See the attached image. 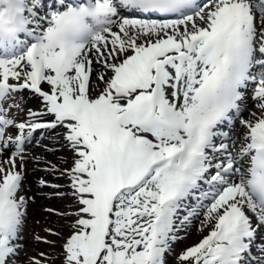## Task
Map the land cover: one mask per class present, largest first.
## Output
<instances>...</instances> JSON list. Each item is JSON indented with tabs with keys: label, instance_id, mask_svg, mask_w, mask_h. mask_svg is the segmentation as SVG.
Masks as SVG:
<instances>
[{
	"label": "rangeland",
	"instance_id": "rangeland-1",
	"mask_svg": "<svg viewBox=\"0 0 264 264\" xmlns=\"http://www.w3.org/2000/svg\"><path fill=\"white\" fill-rule=\"evenodd\" d=\"M198 12L202 14L203 8ZM196 15V13L193 14L192 18H198ZM257 20L263 21L264 16H259ZM187 21L188 18L181 19L178 22V28L182 30ZM100 34L106 35L103 31L102 33L95 34V36ZM89 49H91L92 53L96 56L99 53V49H93L91 46L85 47L84 52L88 56H90ZM29 68L30 66L26 56L21 53L12 59L0 60V79L6 78L9 83L31 82V78L27 75L28 70H30ZM70 72L71 73L66 76L55 78L54 81L58 80L61 83L62 90L60 95L67 96L66 90L71 87L72 92L77 98L79 93L78 84L72 82L70 77L75 76L77 79L78 77L73 73L72 67ZM54 77L55 76L49 72L46 79L52 82ZM260 80L261 78L256 76V81L249 84L246 90L248 93L247 98H252L253 96L256 98L250 99L247 102V108L251 109L250 112L246 109L239 113L238 116H240L241 120L244 122L247 121L248 115H253V108H256L257 111H259L258 107L260 111L264 110V82ZM105 81L106 84H108V76H106ZM42 85L45 86L44 83ZM103 85L105 84H102L99 88L96 85L89 86L87 91L88 96H101L104 92ZM51 87L53 88V86H48L47 89ZM94 87H96L95 90H93ZM28 97L30 96H28L25 89H8L5 95L0 99V126L3 129L0 135V180H2L4 176L11 174V172H18L21 174L25 171H29L31 159H29L28 155L31 151V144L29 143L28 145L24 143L23 145L25 148L21 153L15 150V141L19 137L22 138L25 134L20 132L21 128L28 123V115L35 112V107L29 106ZM179 98L181 97L178 96L175 100L173 98V101L177 102ZM135 104L137 105V103ZM257 111L255 119H257V116H261L260 112ZM244 113L247 115L243 118ZM262 117H264V114ZM131 123L137 135L141 138L142 143L148 144L150 141L157 140L161 145L162 143L168 142L160 138L162 132L158 130L156 125H154L153 129L150 131L142 130L138 117H136L135 114L133 115ZM246 130L247 127L245 124L238 123L234 131L237 132L239 136H235L232 139L231 136L226 138L222 142L223 145L228 146L231 140L235 143L244 140L245 137H243V134ZM7 144H9V147ZM57 147H59V145H57ZM7 148L9 149L7 150ZM110 152L113 151H108L105 148H97L96 153H94L97 155L92 158L91 162L84 163L81 168V176L83 178L80 180L79 178H75L74 174H71V168L78 161L79 163L82 162L80 161L81 157H78L70 147L68 149L66 146L62 147L59 149L56 161L43 163L42 167L45 168V171H49L50 173L48 174L45 172L47 174L43 177V180L36 177L33 179L28 178L20 182L21 187L19 188V192L21 194L19 195L26 197L27 202L21 201L19 203L25 206L24 213L17 212V214H21L23 220H21V218H16V221L21 222L11 227V244L14 246L13 252L17 254L15 257L11 258L13 263L9 260L8 264H82L90 258L93 252L92 246H98L96 243L99 235L91 231V225L94 223L93 219L96 217L95 214L85 215L83 210L86 204L94 200L96 194L94 188L98 184L96 180L100 176L104 178V169H115V167L110 165L109 158L110 156H116V154ZM234 159H237V156H235ZM234 159L230 157L227 161L230 162V160L232 161ZM126 160H128L127 156L125 157V161ZM219 163H222V161H219ZM140 166H142V164ZM13 168L14 171H12ZM235 168H238L239 171L241 170V166L238 164L235 165ZM230 175L231 174H229L228 177ZM243 176H245L244 173H242V177ZM247 197L248 196H245V200H247ZM234 198L235 197L232 199ZM213 201L214 200H212L210 205H202V211L198 215L191 217L188 224L178 226L177 229L180 230L179 235L182 239L178 237V235H175L171 237V240L165 242L167 251L162 257L164 264H186L193 261L191 249L194 248L195 244L200 240L201 234H203V236L207 235L214 227V223L220 211V204L219 206L215 205V211L212 210ZM247 203L251 206L257 205L254 199H250ZM195 210L200 211L198 208H195ZM80 216H86V224L79 223ZM207 217L208 219H206ZM129 218L130 217L127 216L125 220ZM192 219H196V222ZM201 222H203V224H201ZM262 222H264V217L262 218ZM87 237L90 239L88 243L85 241ZM258 244H261V242H258ZM102 252L107 253L106 247L103 248ZM258 257L259 260L257 263L264 264V252H260ZM95 263L99 264L97 261ZM102 264H104V262Z\"/></svg>",
	"mask_w": 264,
	"mask_h": 264
},
{
	"label": "bare ground",
	"instance_id": "bare-ground-1",
	"mask_svg": "<svg viewBox=\"0 0 264 264\" xmlns=\"http://www.w3.org/2000/svg\"><path fill=\"white\" fill-rule=\"evenodd\" d=\"M212 5V4H211ZM209 5L205 6L204 8H206L204 10V13L201 15V17L195 19L193 18L192 21L193 23L190 25H187L185 28V32L186 34L189 33V31H192L194 28L197 30H213L217 24L219 23V21L224 17L225 13L229 10L230 6H231V1L230 0H219L217 2H214L213 5L209 8ZM208 8V9H207ZM116 24L122 26L123 28L125 27V33H121L119 34L120 37L119 39H122L129 34L132 36H136V37H140L143 36L141 33V29L144 28V30L147 33H152L153 31H157L160 28H158L156 25H145V24H140L135 22V20H130V19H126L123 17H117L115 20H105L103 22L102 27H106L108 29H110L111 27L115 26ZM143 26V28L141 27ZM167 29L173 30L170 27H167ZM162 30V29H160ZM159 32V31H158ZM184 32V33H185ZM177 37L182 36V34L176 33ZM170 36H174V34L170 35ZM249 37H251V40L254 41H258L262 40L264 41V25L262 26H254L253 27V31L251 33H249ZM100 43V46L103 47L104 43L107 42V46L110 47V43L108 41L107 38H102L98 41ZM114 47V44H113ZM256 48V47H255ZM39 49V48H38ZM37 49V51H38ZM105 51V50H104ZM72 58L75 59H80L81 62L83 63V65L85 66V70L86 71H90L89 75H88V82H90V84H96L99 85L102 81L99 78V73L103 74L106 70L105 65L101 64L99 65V62L104 58L109 59L110 57L105 54L104 52L99 53L98 56V65L97 67H94L92 65V63H94V59L92 61V59L89 56L84 55V53H82V51L80 52L79 50H77L75 53H71L70 54ZM197 55H195L196 57ZM199 62V60L197 59H193V70H194V74L190 75L189 77H187L186 75H184V80H183V87L186 88V90L190 91V96L189 98H187L186 100H180L178 102V106H177V113L181 114V113H188L190 111H196L199 112L201 106L198 103V100L195 97V93L197 91L196 86L198 84V80H200V78L204 75V73L206 72L207 66H208V60L207 58L200 61L199 65L197 67H194V65ZM66 66H60L59 67V72L62 71V69H64ZM257 72L260 71L259 68L256 69ZM35 77L37 78L36 74ZM28 103L29 106L31 107H38V110L36 112H33L32 114L28 115V123L25 124V126H23L21 128V132H25V136L23 139V142L25 144L29 143L31 144V151L29 152V159L30 160V165H29V171L28 172H24V179H33V178H40V179H44L43 177L48 173L49 171H45V168L42 167L43 163L45 162H54L57 160V154L59 152V149H61L62 147H65L66 145H68L70 142L69 140H72V136L69 135V137H66L64 135V132L62 131L63 129H67L69 126H72L74 123L73 121H60L57 123V125H49V126H45V125H40V123H42L43 121H41L43 118H46L48 114H50L52 112V110H49L51 107L49 106V102H47V100H45L43 97L35 94L32 91H28ZM247 94H242V99L241 101L242 104L240 106V109H244L245 108V104L247 102ZM137 98V97H134ZM133 98H130L129 95H126L124 97H121L120 102L117 103L118 105H123V106H127ZM240 105V104H239ZM239 107V106H238ZM46 109V110H44ZM254 112L256 110V108H253ZM258 109H260L258 107ZM251 111V109L249 110ZM257 111V110H256ZM251 119V116H250ZM48 121V120H47ZM57 145H59V147H57ZM7 146L9 147V144H7ZM9 148H7L8 150ZM221 156H225L227 158L226 155H221ZM244 157V156H243ZM219 158V157H218ZM34 161H33V160ZM243 162L242 159H240L239 161ZM47 172V173H45ZM160 174H164L165 175V180L167 183L171 182V178L169 177V174L167 172H165V169L160 168ZM233 174H235V176L232 177V181L228 183V186L222 188V193H227L231 190H233L234 185H237L239 183V180L241 182L242 185H244V189H247V185H246V181L245 179H242L240 177V175H238V170H235L233 172ZM148 182L153 183V184H157L159 185L156 180H148ZM242 187V186H239ZM131 193V192H130ZM141 193L144 194V191L141 190ZM132 194V193H131ZM220 197V196H219ZM218 197V198H219ZM143 200V198L141 199ZM129 204V203H128ZM115 222V218L113 217V221L112 223ZM264 224V222H263Z\"/></svg>",
	"mask_w": 264,
	"mask_h": 264
}]
</instances>
